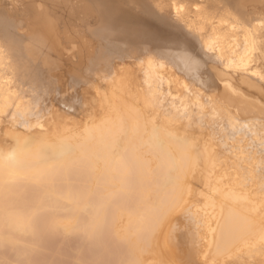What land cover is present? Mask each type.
<instances>
[{"label":"bare ground","instance_id":"bare-ground-1","mask_svg":"<svg viewBox=\"0 0 264 264\" xmlns=\"http://www.w3.org/2000/svg\"><path fill=\"white\" fill-rule=\"evenodd\" d=\"M82 1L86 10L98 12L111 1L118 8L109 4V13L137 16L124 0ZM151 15L156 24L160 17ZM219 31L213 42L200 40L206 57L226 77L253 72L262 30H246L242 44L233 22ZM104 84L110 90L101 88L95 110L70 104L63 88L22 103L0 60V253L18 251L26 234L20 253L33 251L39 224L53 235L82 239L98 248L99 261L114 256L116 264H175L164 255L154 263L141 256L185 245L199 261L204 250L237 248L212 262L234 264L263 249L264 207H250L257 168L239 187L220 185L230 166L258 163L264 151L261 124L238 119L261 113L257 105L219 82L214 99H200L193 86L150 62ZM217 97L235 110L234 118L217 111Z\"/></svg>","mask_w":264,"mask_h":264},{"label":"rangeland","instance_id":"rangeland-1","mask_svg":"<svg viewBox=\"0 0 264 264\" xmlns=\"http://www.w3.org/2000/svg\"><path fill=\"white\" fill-rule=\"evenodd\" d=\"M124 2L137 16L131 18L109 13L107 6L112 4L111 1L107 2L108 5L101 4L104 8L96 12L84 9L82 0H0V24L3 23L0 28V60L5 63L6 79L11 90H21L18 101L28 103L36 95L43 96L63 88L61 95L69 99L70 104L77 108L93 106L95 110L101 88L105 93L110 90L103 83L134 72L137 67L150 62L193 86L196 95L203 100L215 98V82L238 91L249 104L257 105L261 110L259 114L238 117L240 123L257 121L264 129V0ZM52 5H57L58 9L54 11ZM111 8L115 10L118 7L112 4ZM150 14H155L157 19L160 17L154 25H157V31L161 29L163 32L157 33L156 28L145 22L153 18ZM152 20H156L155 17ZM159 21L165 22V25ZM228 22H233L239 44L245 39L246 30H252L254 26L262 30L263 35L253 51L261 53L260 58L255 60L257 65L253 72L226 77L223 70L204 54L200 40L213 42L219 37L220 26ZM227 73L230 74V70ZM95 88L96 92L93 90ZM94 97L96 104L89 105ZM216 100L219 105L217 111L233 117L235 110L219 97ZM256 159L258 163L253 161L241 167L239 164L230 166L226 175L220 177V185L225 188L239 187L247 171L252 167L257 168L259 188L253 195L256 198L250 207L259 209L264 207V151ZM35 230L33 237L39 242L33 251L26 256L20 253L29 237L26 234L20 239L18 251L15 247H5L4 252L0 253V261H3L0 263H117L114 256H111L110 262L99 261L98 248L91 250L92 246L82 239L53 235L40 224ZM183 241L187 243L185 238ZM45 243L55 245V249H43L41 245ZM86 250V253L81 252ZM110 250L112 248L102 249L105 253ZM220 251L216 248L202 251L199 255L204 257V261L191 259L197 254L187 245L166 249L163 253L161 250L148 252L141 257L148 263H154L164 255L166 260L175 264H213L222 255L235 254L238 249L225 246ZM251 254L250 257L241 255L234 264H264V248H258ZM87 255L92 259L89 257V260Z\"/></svg>","mask_w":264,"mask_h":264},{"label":"water","instance_id":"water-1","mask_svg":"<svg viewBox=\"0 0 264 264\" xmlns=\"http://www.w3.org/2000/svg\"><path fill=\"white\" fill-rule=\"evenodd\" d=\"M146 23L150 24V26H153V28H157L156 25H154V21L152 19H147V21H145ZM152 24V25H151ZM160 32H161V29H160Z\"/></svg>","mask_w":264,"mask_h":264}]
</instances>
